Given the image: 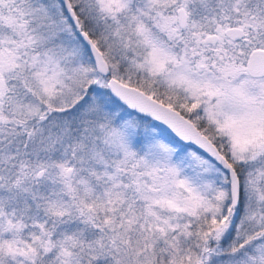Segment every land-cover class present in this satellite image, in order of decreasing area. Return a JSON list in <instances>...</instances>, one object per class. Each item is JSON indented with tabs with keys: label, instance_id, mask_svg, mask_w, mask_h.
I'll return each mask as SVG.
<instances>
[{
	"label": "snow or ice",
	"instance_id": "6c2138e0",
	"mask_svg": "<svg viewBox=\"0 0 264 264\" xmlns=\"http://www.w3.org/2000/svg\"><path fill=\"white\" fill-rule=\"evenodd\" d=\"M0 264H264V0H0Z\"/></svg>",
	"mask_w": 264,
	"mask_h": 264
}]
</instances>
